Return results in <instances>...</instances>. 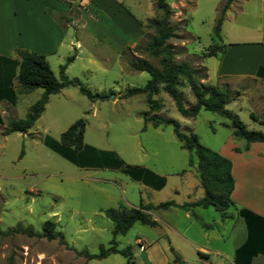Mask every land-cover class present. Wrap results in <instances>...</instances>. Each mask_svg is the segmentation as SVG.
<instances>
[{
	"label": "rangeland",
	"instance_id": "rangeland-1",
	"mask_svg": "<svg viewBox=\"0 0 264 264\" xmlns=\"http://www.w3.org/2000/svg\"><path fill=\"white\" fill-rule=\"evenodd\" d=\"M119 1L120 6L132 13L141 25L135 45H126L121 56L114 51L111 34L128 42L133 38L116 23L120 9L107 3L105 9L96 11L95 0H92L89 13L94 20L82 33L80 30L77 33L81 47L76 49L77 57L70 69V79H79L102 97L90 100L75 86L65 87L49 96L27 134L3 136L0 133V230L5 231L19 223L41 232L44 222L52 221L54 230L63 237V242H60L58 238L49 240L21 232L0 235V264L8 261L13 264H124L125 257L118 253L99 259H87L79 253H98L100 245H109L113 223L106 216L107 209L121 205L138 207L165 200L182 204L203 194L196 159L180 146L173 126L153 127L147 124L144 127L145 94L121 96L127 89L143 86L149 79L148 73L128 65L130 57L140 56L156 65V61L142 50L147 35L151 33L148 20L157 17V13L153 9V0ZM224 1L166 0L176 34L169 41L174 46L175 62H187L206 72L202 81L208 84L227 87L231 101L224 108L236 114L247 129L264 133V123L260 122L264 120V84L234 75L221 77L217 74L218 62L230 52L245 55V47L232 46L228 51L229 44L259 40L264 36L261 0H235L221 26L224 52L202 56V52L213 43L211 31ZM234 65L237 64L234 63L232 68L236 67ZM85 67L91 72H82ZM53 69L55 74L58 73L55 65ZM179 81V92L185 103L194 102L189 85L183 78ZM42 91L37 88L21 95L16 117H24ZM153 97L162 103L158 115L174 119L182 132L194 133L201 144L217 152L230 150L235 153L234 147L244 150L245 141L236 139L231 129L224 125L228 121L217 113L200 109L195 117L187 118L178 112L162 89ZM13 115L14 111H8L6 116ZM78 118L85 120L84 144L97 151H114L127 165L138 168L146 179L156 181L154 176L162 178L163 186L155 188L148 183L150 180L145 182L133 178L119 169L79 166L43 143L45 136L57 141L59 135ZM190 159L192 162L189 164ZM247 184L251 193H257L255 190L260 181L255 174ZM206 208L201 213L202 221L193 216L186 218L176 207H169L166 211L150 210L149 213L153 218L161 215L193 242L226 247V242L215 238L221 229L212 221L219 217L220 212L212 207ZM203 223L210 226L207 231L210 238L203 237ZM115 241L119 249L130 248L135 264H151V244L157 250L166 251L169 246L179 248L188 264H195L194 260L198 259L194 245L182 241L166 226L158 229L134 222L125 234L117 235Z\"/></svg>",
	"mask_w": 264,
	"mask_h": 264
},
{
	"label": "trees",
	"instance_id": "trees-1",
	"mask_svg": "<svg viewBox=\"0 0 264 264\" xmlns=\"http://www.w3.org/2000/svg\"><path fill=\"white\" fill-rule=\"evenodd\" d=\"M235 0H225L218 10L217 17L211 37L213 43L202 52V56H216L223 53L225 45L221 41V26L227 10ZM153 9L157 17L148 20L151 33L147 35V41L143 46V52L156 61V65L140 56H132L128 59V65L137 71L148 73L149 79L143 86L127 89L121 96L127 97L137 93H144L146 98L147 110L143 113L144 127L147 124L153 127L172 125L174 134L183 149L192 153L196 159V170L203 194L196 200L176 203L173 200H165L157 204L146 203L138 207L119 206L106 210V216L113 223L111 229L112 238L108 246L100 245L98 253L79 252L87 259L103 258L112 253H118L125 257L124 264H135L130 248L119 249L115 238L117 235L125 234L134 222L154 226L157 222L151 217L150 210H166L169 207H176L181 210H188L195 206L212 207L214 210L226 215V210L234 206L231 199V192L234 187V178L231 172L232 163L229 158L219 152L201 144L194 133L185 134L179 129V124L172 118L158 115L162 109V103L153 96L162 89L173 101L178 112L187 118H193L200 109L209 110L225 118L228 122L224 125L231 129L232 135L236 139L245 141L244 150L248 149L252 142L264 143V133L261 131L250 130L240 121L236 114H232L224 108L231 101V95L227 87H219L208 84L202 79L206 77V72L192 67L187 62H175L174 46L169 42L175 38L176 34L170 22L171 10L166 0H153ZM123 49L121 53H124ZM17 63V83L21 93H29L37 88L43 91L35 102L27 110L24 117L8 118L6 126L1 133L6 135L12 132H25L31 128L48 102L50 94L57 93L60 89L68 86H75L78 91L93 100L102 96L92 92L79 79H70L64 74L66 65L72 61L74 55L66 58L65 62L59 66V75L56 77L49 67L45 56L33 51L22 49L15 50ZM256 75L264 78V69L258 67ZM180 78H183L189 85L194 95V102L185 103L182 94L179 92ZM264 123V120H260ZM85 120L76 119L65 131L59 135L56 141L49 136L43 138V143L66 158L67 160L84 167L110 168L129 173L133 178L147 180L151 186L160 188L164 181L158 176L156 181L151 178L146 179L138 168L127 165L114 151H97L93 147L83 143V133ZM239 152L238 147H234ZM22 153V150H21ZM192 159L189 160V164ZM158 180V181H157ZM145 181V182H147ZM151 182V183H150ZM237 214L243 217L247 230L248 240L252 232H264V226L259 222L264 219L247 209H240ZM262 226V227H261ZM55 224L52 221H45L41 232H35L31 226L23 227L17 223L13 228L5 231L0 230V235L11 234L13 232L26 233L46 237L47 239L58 238L63 242L62 235L54 230ZM252 239V238H251ZM246 246V243H245ZM6 264H13L8 261ZM170 264H180L179 256L174 253V260Z\"/></svg>",
	"mask_w": 264,
	"mask_h": 264
},
{
	"label": "crops",
	"instance_id": "crops-1",
	"mask_svg": "<svg viewBox=\"0 0 264 264\" xmlns=\"http://www.w3.org/2000/svg\"><path fill=\"white\" fill-rule=\"evenodd\" d=\"M107 3L115 9H120L116 23L123 32L133 38L128 42L116 35H110L111 46L121 56V51L126 45L130 47L135 45L141 25L132 17V13L129 14L120 6L119 0H95L96 11L105 9ZM261 3L264 9V0H261ZM91 6L92 0H0V133L6 126L8 118H19L16 117L17 104L20 96L26 94L21 93L18 88L15 50L22 49L43 54L56 77L59 75V66L68 56L74 55L64 70V74L69 78L70 69L77 57L76 49L81 47L77 33L79 30L82 33L83 29L88 28L89 23L94 20L89 13ZM254 40L229 44L228 51L232 46L245 47V55L230 52L218 62L217 74L221 77L234 75L259 85L264 84V78L256 75L258 67L264 69V36L262 39ZM234 63L237 65L232 68ZM51 64L55 65L58 73H54V65ZM82 72H91V70L85 67ZM8 111H14L15 115L7 117ZM27 131L28 129L25 132L12 133L27 134ZM218 152L231 160V172L234 178V187L230 195L234 203V206H231L232 211L229 212L231 208L229 207L226 215L220 212L219 217L212 220L221 229L215 238L226 242L227 246L210 247L208 243L193 242L161 215L152 217L157 224L151 227L160 229L166 226L182 241L194 245L198 254V259L194 260L195 264H264V232H252L250 236L252 239L250 238L247 244L249 237L247 226L243 217L237 214L238 210L247 209L264 219V143L252 142L248 149L234 151L235 153L230 150ZM254 174L260 181L255 194L251 193L247 184V180ZM198 207L200 206H195V210L192 209L193 207L180 210L186 218L193 216L202 221L201 213L207 208ZM259 225L264 226V222H259ZM202 227L205 229L203 237L210 238L207 232L210 226L203 223ZM165 231L164 235H167ZM174 253L179 256V260H183V264H188L179 248L169 246L164 251L157 250L151 244V264H170L174 260Z\"/></svg>",
	"mask_w": 264,
	"mask_h": 264
},
{
	"label": "built area",
	"instance_id": "built-area-1",
	"mask_svg": "<svg viewBox=\"0 0 264 264\" xmlns=\"http://www.w3.org/2000/svg\"><path fill=\"white\" fill-rule=\"evenodd\" d=\"M143 247V245H140V248H142Z\"/></svg>",
	"mask_w": 264,
	"mask_h": 264
},
{
	"label": "water",
	"instance_id": "water-1",
	"mask_svg": "<svg viewBox=\"0 0 264 264\" xmlns=\"http://www.w3.org/2000/svg\"><path fill=\"white\" fill-rule=\"evenodd\" d=\"M181 264H183V262H181Z\"/></svg>",
	"mask_w": 264,
	"mask_h": 264
}]
</instances>
